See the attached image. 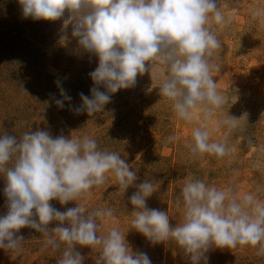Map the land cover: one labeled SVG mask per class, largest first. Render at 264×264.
<instances>
[{"label": "rangeland", "instance_id": "1", "mask_svg": "<svg viewBox=\"0 0 264 264\" xmlns=\"http://www.w3.org/2000/svg\"><path fill=\"white\" fill-rule=\"evenodd\" d=\"M217 7L225 23L212 26L222 43L211 58L219 67L212 75L225 103L211 112L198 107L191 120H184L176 114L174 102L160 95L167 68L158 61L151 62L152 71L146 64L148 70L138 74L133 87L109 93L110 103L102 112L93 116L78 113L76 109L83 104L81 93L91 98L93 87L107 90L96 86L89 75L99 60L72 36L75 21L65 24L71 14L65 11L56 21L25 19L18 0H0V135L19 139L37 130L53 138L87 135L101 150L119 154L137 176L125 192L109 174L103 185L76 201L50 203L60 212L78 204L86 212L113 210L112 219L97 220L102 224L97 235L104 237L118 228L130 251L145 253L151 264H191V259L174 241L153 244L131 228L134 207L130 198L146 180L155 183L146 206L168 213L172 227L183 222L181 193L189 180L228 190L237 199L251 194L264 203V16L253 18L254 13L264 12V0H218ZM61 88L71 97L63 108L56 104L64 99ZM228 116L239 119L231 131L222 123ZM201 126L207 127L212 142H223L235 150L222 158L193 155L189 147L194 144L192 132ZM170 137L174 141L169 142ZM6 185V175L0 174V216L8 212ZM57 226L53 221L48 228ZM17 235L23 237L20 247L0 249V264H57L66 247H46L43 234L28 227ZM258 248L213 247L206 253L208 264H264ZM75 250L84 258L83 264H95L100 255L99 247L76 245Z\"/></svg>", "mask_w": 264, "mask_h": 264}, {"label": "clouds", "instance_id": "2", "mask_svg": "<svg viewBox=\"0 0 264 264\" xmlns=\"http://www.w3.org/2000/svg\"><path fill=\"white\" fill-rule=\"evenodd\" d=\"M18 2L25 19L56 21L68 11L71 15L65 24L75 21L72 36L78 38L83 50L98 57V67L89 75L107 92L93 87L91 98L81 93L83 104L76 109L78 113L86 111L93 116L102 112L110 103L109 93L133 87L138 74L148 70L146 64L152 71V61L166 65L160 95L174 102L179 118L191 120L194 109L203 107L211 112L225 103L212 75L219 67L211 62L222 47L212 26L225 23L218 0ZM260 16L264 12L254 13L253 18ZM61 96L64 99L56 104L63 108L71 97L62 88ZM238 120L228 116L222 123L231 131ZM210 135L206 126L193 130L194 144L189 146L193 155L222 158L235 150L223 142H212ZM174 139L170 137L169 142ZM0 174L7 178L4 193L8 200V212L0 216V249L17 250L23 241L17 233L28 227L43 234L46 247L57 250L61 244L66 245L57 264H83L76 245L99 247L95 264H151L145 253L130 251L118 228L113 227L104 237L97 235L102 226L97 220L112 219L113 210L86 212L78 204L60 212L50 203L76 201L93 187L103 185L109 174L114 175L122 192L137 180L119 154L101 150L95 139L87 135L53 138L41 130L26 132L19 139L0 135ZM154 190L155 183L146 180L130 198L134 207L131 228L153 244L174 241L190 257L191 264H208L206 253L213 247L259 246L257 254L264 255V203L253 195L237 199L228 190L199 179L189 180L181 193L183 222L172 227L168 213L146 206ZM53 221L58 226L49 230Z\"/></svg>", "mask_w": 264, "mask_h": 264}]
</instances>
